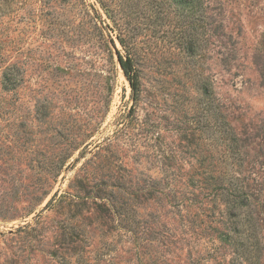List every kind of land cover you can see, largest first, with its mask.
Here are the masks:
<instances>
[{
    "label": "rangeland",
    "instance_id": "374dc122",
    "mask_svg": "<svg viewBox=\"0 0 264 264\" xmlns=\"http://www.w3.org/2000/svg\"><path fill=\"white\" fill-rule=\"evenodd\" d=\"M35 8L0 65V264H264V0Z\"/></svg>",
    "mask_w": 264,
    "mask_h": 264
},
{
    "label": "trees",
    "instance_id": "16d2710c",
    "mask_svg": "<svg viewBox=\"0 0 264 264\" xmlns=\"http://www.w3.org/2000/svg\"><path fill=\"white\" fill-rule=\"evenodd\" d=\"M49 4L50 0H0V65L5 62L10 51L13 52L17 49V40L11 35L15 31L14 22L19 23L20 20L25 19L21 12L23 11L28 21L31 22L34 20L35 6H40L43 9L42 7L46 8ZM108 9L115 11L111 7H108ZM120 41L124 42L122 38H120ZM118 61L130 84L132 98L137 101L141 92V81L133 58L129 54L123 56L118 51ZM11 66L15 67V65ZM8 81L13 82L11 78H8Z\"/></svg>",
    "mask_w": 264,
    "mask_h": 264
}]
</instances>
